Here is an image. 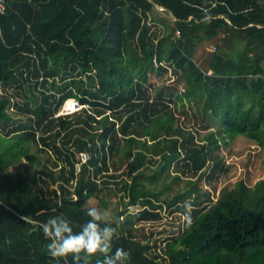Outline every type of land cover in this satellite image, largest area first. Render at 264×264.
I'll return each mask as SVG.
<instances>
[{"label":"trees","instance_id":"1","mask_svg":"<svg viewBox=\"0 0 264 264\" xmlns=\"http://www.w3.org/2000/svg\"><path fill=\"white\" fill-rule=\"evenodd\" d=\"M3 3L0 264H65L39 224L63 216L78 231L91 206L110 212L128 264H264V180L213 197L228 171L216 150L239 136L264 146V0ZM69 98L80 107L56 114ZM124 159L126 175L110 172ZM185 201L189 227L159 240L142 230L162 203L183 214Z\"/></svg>","mask_w":264,"mask_h":264},{"label":"clouds","instance_id":"2","mask_svg":"<svg viewBox=\"0 0 264 264\" xmlns=\"http://www.w3.org/2000/svg\"><path fill=\"white\" fill-rule=\"evenodd\" d=\"M57 205L62 206V201L58 200ZM182 206V223L187 228L192 224V204L185 201ZM86 215L88 219L79 226L78 231H74L71 222L63 216L50 217L39 224L43 236L49 241L47 249L50 256L58 261L63 259L65 264L69 256L72 257V264H91V259L99 254L102 259H97L96 264H128L129 251L122 247L113 251L112 242L117 229L111 226L110 212L91 206ZM21 219L31 222L29 216Z\"/></svg>","mask_w":264,"mask_h":264},{"label":"rangeland","instance_id":"3","mask_svg":"<svg viewBox=\"0 0 264 264\" xmlns=\"http://www.w3.org/2000/svg\"><path fill=\"white\" fill-rule=\"evenodd\" d=\"M155 18V20L158 21H165L168 23L169 26H171V18L169 17L170 14L160 10L157 8L155 12L152 14ZM216 40L211 41L208 43L207 48L209 50H212L214 48ZM202 51L199 50L196 54L198 55L196 57V60H199L202 53ZM161 78L156 79L159 81ZM174 80V77L171 76V74H167L166 76L162 77V82H172L171 80ZM163 83V84H164ZM166 86H169V84L165 83ZM7 91L10 92V89ZM37 96V95H36ZM72 100H76L75 98H71ZM12 100H17L19 103H22L25 99L23 97H16L12 98ZM77 101V100H76ZM71 104L69 105L70 108L74 107V109L78 108L77 105L74 106L73 102L70 101ZM69 104V103H68ZM64 104L57 110L56 114L64 113L65 110ZM9 113H11L15 118H20L21 120L26 119V116L22 114L14 105L13 102H11L10 107L8 108ZM177 115V114H176ZM182 121L183 119H179ZM216 153L219 157L223 158L224 163L228 166V171L225 176H223L220 180L219 185L216 188L215 193H213V197H217L218 189L226 184L228 181H232L236 178H243L247 184L253 185L254 182H256L259 179L264 180V146H258L255 144V142L244 138V137H236V139L228 144V145H221L219 149L216 150ZM119 161H116V166L119 164ZM127 159H124L122 163H120V167L118 168H110V172L115 171V174L117 175H126V166ZM154 170V168H149L146 172H151ZM174 168H169V172H173ZM166 179H170V176L164 177ZM168 181V180H167ZM166 181V182H167ZM191 185V181L185 179L180 182L179 189L180 191H184L187 188H189ZM150 187H154L158 189L157 185H150ZM121 192H119L120 194ZM161 198H163L164 195H160ZM119 197H115L114 195L111 196L110 199H118ZM162 202V201H161ZM162 209L160 210V213L162 214V218L158 219L157 221H150L147 222L145 226H143L142 230L145 229V232L148 233L150 231V234H153L154 237L152 240L156 239H162L167 236H170L171 234L176 235L180 229L182 224V214L179 210L174 209L175 206L172 207H166L164 203H162ZM160 233V234H159ZM159 234V235H158ZM256 248V247H255ZM253 247H250L248 251H251ZM233 261V260H232ZM230 261V264L232 263Z\"/></svg>","mask_w":264,"mask_h":264},{"label":"built area","instance_id":"4","mask_svg":"<svg viewBox=\"0 0 264 264\" xmlns=\"http://www.w3.org/2000/svg\"><path fill=\"white\" fill-rule=\"evenodd\" d=\"M3 9H4V3H3V0H0V12H2L3 11ZM71 98H69V99H67L66 101H65V103H64V110H65V112L64 113H70V112H72V111H74V110H76V109H74V107H72V108H70L69 107V105L71 104ZM69 103V104H68ZM73 104H74V106L75 105H77L78 106V108L80 107V104L76 101V100H73ZM80 157H81V162H83V161H85V159L87 158V154L86 153H80ZM78 163H76V167H77V169H79L78 168Z\"/></svg>","mask_w":264,"mask_h":264},{"label":"bare ground","instance_id":"5","mask_svg":"<svg viewBox=\"0 0 264 264\" xmlns=\"http://www.w3.org/2000/svg\"><path fill=\"white\" fill-rule=\"evenodd\" d=\"M72 101V100H71ZM73 102V101H72Z\"/></svg>","mask_w":264,"mask_h":264},{"label":"crops","instance_id":"6","mask_svg":"<svg viewBox=\"0 0 264 264\" xmlns=\"http://www.w3.org/2000/svg\"><path fill=\"white\" fill-rule=\"evenodd\" d=\"M73 101V100H72Z\"/></svg>","mask_w":264,"mask_h":264}]
</instances>
